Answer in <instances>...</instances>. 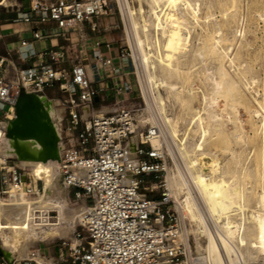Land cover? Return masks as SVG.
<instances>
[{"label":"built area","instance_id":"2783aa9c","mask_svg":"<svg viewBox=\"0 0 264 264\" xmlns=\"http://www.w3.org/2000/svg\"><path fill=\"white\" fill-rule=\"evenodd\" d=\"M113 13L110 0H32L31 12L22 20L55 21L62 30L70 20L91 23L95 30L93 18ZM66 34L58 33L62 37ZM42 38L41 33H32L33 40ZM26 44L23 41L21 46ZM94 45L99 47L100 43ZM36 56L40 62L28 67L0 56V129L5 133L3 122L16 118L21 88L43 94L56 86L67 96L68 134L61 133L62 153L55 173L63 188L71 191L76 201H85L86 206L77 217L75 242L69 246L68 258L60 249L59 259L65 264H184L190 253L186 236L190 223L168 179L165 152L160 144L153 145L154 139L161 140L159 125L144 118L147 109L134 102L104 114L92 112L84 122L86 109L94 111L103 90L94 84L83 59L76 57L67 69L63 66L68 58L65 48L49 49ZM94 58L96 80L110 68L115 104L129 100L134 92L132 84L125 78L116 81L129 58L126 47L119 48L116 58H105L98 51ZM134 135L137 140L132 145ZM43 191V181L19 160L0 161V197L5 202L15 197L33 200ZM34 213L42 214L45 226L59 224L55 210ZM36 219L41 220L38 216ZM35 258L31 253L29 260H8L0 249V264H39Z\"/></svg>","mask_w":264,"mask_h":264},{"label":"bare ground","instance_id":"6f19581e","mask_svg":"<svg viewBox=\"0 0 264 264\" xmlns=\"http://www.w3.org/2000/svg\"><path fill=\"white\" fill-rule=\"evenodd\" d=\"M8 1L0 0V6ZM198 1L138 0L135 11L132 10L128 0H119V3L129 38L133 37L132 46L138 53L136 63L144 76L143 85L147 89L148 87L154 89L151 98L156 102V110L162 118V124L159 127L161 130L164 128L167 136L173 140L176 146L175 157L183 162V167L177 169L178 174L171 176L170 180L172 187L177 189L176 197L182 199L183 215L188 216L195 223L197 233L206 239L204 247L199 244L205 253V257L197 258L199 263L205 262L203 261L205 258L210 264H264V262L260 263L264 261V175L254 171L255 176L257 174L259 176L262 192L256 197L258 209L245 214L248 211L245 204L248 190L240 184L238 179L229 177L236 176V170H229L219 157V152L225 150L229 152V157L236 164L241 162L240 154L229 147L230 142L227 140L229 136H225V128L229 123L237 125L235 122L239 120L237 118L239 109L247 108L234 77L237 70L247 67L243 63H236V59L229 55L232 44L225 45V42H228L226 36L220 35L218 30L214 32L207 25L201 26L202 24L197 21ZM228 1L231 2L229 9L231 11L235 0ZM260 17L264 21V12ZM198 26L203 33L195 36L194 32ZM194 41L198 42L201 49L198 56L204 57L203 54L207 53L216 67L212 72H206L208 75L203 74L202 78L208 88H205L206 92L201 91L200 96L193 87L192 72L188 67L189 59L194 56ZM225 62L229 63V69ZM242 82L246 88L250 89L251 84L256 80L252 79L250 82L244 76ZM161 88L166 96L163 95ZM197 96L200 97L203 112L193 106V100ZM254 99L259 109L250 110L249 113L260 118L259 127L262 131L261 138L264 140V93L261 99L258 97ZM39 100L59 139L52 157L42 158L43 148L37 139L8 136L7 132L4 133L0 129V156L19 159L23 166L31 167L35 178L44 182L43 193L33 200L15 197L10 199V202H4L0 198V237L2 238L0 246L10 259L29 256L30 247L37 242L68 236L69 231L74 228L79 212L86 206L83 201L82 209L68 214L71 210L67 211L68 190L61 186L55 173V165L62 153L59 128L62 112L48 97L40 95ZM169 101L176 103L186 117L190 115L189 117L196 120V129L192 130V134L201 133L199 139L193 140V143L187 141L185 128L184 131L179 128L180 117L175 118L176 116L174 117V114H170L167 110L166 103ZM86 113H89V109H86ZM10 124L11 121H6L2 126L7 131ZM232 137L236 141L241 138V134L234 133ZM136 138L131 139L132 145L136 144ZM159 142L158 139H154L153 145L157 146ZM223 143L226 144L225 148ZM261 151H264V148ZM260 159L263 167L264 154ZM242 173L243 177L249 176L250 170L248 167L244 168ZM49 210H55L59 214L58 225L45 226L46 224L41 222L42 214L34 213ZM37 216L41 220H37ZM209 221L213 222L214 230L209 226ZM186 236L188 238V235ZM37 258H35L36 261ZM29 259H31L30 256ZM37 262L53 264L45 261Z\"/></svg>","mask_w":264,"mask_h":264},{"label":"rangeland","instance_id":"374dc122","mask_svg":"<svg viewBox=\"0 0 264 264\" xmlns=\"http://www.w3.org/2000/svg\"><path fill=\"white\" fill-rule=\"evenodd\" d=\"M110 1H111V4L113 5L114 13L112 15L105 16V17L113 18L114 28H112V33H102V34L109 35L110 36L109 40L116 44L115 45L116 54L114 55L115 58L118 56L119 48L121 46L126 47L127 53L129 54V58L126 61V64L124 66L122 73L118 76L117 82L121 80L119 78H123V79L126 78L132 84L134 92L132 95H129L130 97L129 100L119 102V104H115L114 98H112L110 101L98 103L94 111H89L88 114L84 115L83 121L88 122V120L90 119V116L92 115V112H94V114L96 113L104 114L105 112H100L102 111L101 109L104 106L111 107L112 109L115 110L119 106H129L134 102V103L140 104L143 108L147 109L145 111L144 118L148 119L150 123L161 125L162 118L160 117V114L156 110V107H155L157 104L151 98V95L154 92V89H151V87H148L147 89V87L143 85L144 76L142 74V71L140 70V68L137 66V63H136L138 61V58H137L138 53L135 47L132 46L133 37L131 36V38H129V34L127 31V25L123 19V13H122L119 0H110ZM128 1L131 4L132 10L135 11L136 6L138 5V0L137 1L128 0ZM263 2L264 0H235L233 3V10L231 8V11H230L229 9L231 6V2L228 0H221V1L220 0H199L198 1L199 5H198L197 21L200 24H202L201 26L207 25L208 27L212 28L214 32L218 30L220 32V35L226 36L227 38L226 41H228L229 43L225 42V45L232 44L230 45L231 48L229 50V53H230L229 55L232 58H234V60L236 59L235 61L236 63H243L244 65H246L245 67H247V68H242V69L237 70L236 74L234 75L232 73V75H234L235 80L238 83L240 92L241 94H243L242 97L244 99V102L247 104L248 109L246 107H241L237 113V118L239 119L238 121L235 122V124L237 125L229 123L228 126L225 128L226 134H227V135L225 134V136H229L227 137L228 138L227 140H229L230 142L229 147L240 154L241 162H239V164L238 163L236 164V162L231 160V158L229 157L230 154L228 151L224 150L222 152H219V157L221 161L223 162V164L225 166L227 165L226 167L229 170L230 169H232V171L236 170L235 171L236 176H232L230 174L231 176L229 177H231V179H234V180L238 179L240 184H242L248 190L246 192V197H245V204L247 205L248 211H246L245 214H247V212L251 213L258 209L257 208L258 206L256 204V197L258 193L262 192V188L259 186L258 174H260L261 172L264 175V165L262 167V163L260 159L262 155L264 154V151H261L262 148H264V140L261 138L262 131H261V128L259 127L260 118L249 113L250 110L259 109L258 105L254 102L255 101L254 98L258 97L259 99H261L264 93V21L260 17L261 13L264 12ZM14 3L15 1L9 0V2H7L5 5L0 6V16L3 15L6 10H10ZM231 13L232 14L234 13L233 17ZM194 33H195L194 35L196 36L197 34L203 33V30L201 29L200 26H198ZM193 45H194L193 47L194 56H192L189 59L188 67L192 72L191 82L193 84V87H195V91L200 96L201 91L205 90L204 92H206V89L208 88L206 87L207 84L204 78H202L204 76L203 74L208 75L206 74V72L207 73L212 72V70H215L216 67L213 64L214 63L213 60L208 56L207 53L203 54L204 57L198 56L201 50L198 42L194 41ZM0 56L7 57L14 61L16 59L15 54H13L12 52L11 54H8V51L6 50L5 42L2 38H0ZM225 65L227 69H229V63L225 62ZM244 76L250 82L252 79L256 80L255 83L251 84L250 89L246 88L242 82ZM161 91L163 92V95L166 96L162 88H161ZM43 94L46 95L49 99L55 101L56 105L58 106V109L60 108L62 112V119H61L62 121L60 122V126H59L60 131H61L60 133L63 132V135L68 134V132L66 131V128L68 127L67 110L64 105V102L67 96L61 93L58 87L56 86L46 89ZM199 96H197L196 99L193 100V106L195 109L197 108L201 110V112H203L202 110L203 105L201 104ZM166 104H167V110L170 114L172 115L174 114V117L176 116L175 118L177 119L180 117V120L178 119L179 128L182 131H184V128H185L186 130L185 137L187 138V141L190 143H193L195 140L199 139V136L201 135V133L192 134V130L196 129V125H197L196 120L189 117L190 115H187L186 117V115L182 113L180 107L176 103L174 104L173 101H169ZM222 107L223 105L221 103V108ZM246 109L248 110V112L246 111ZM233 128H234V131H233ZM234 133L241 134V138L239 140H236L237 142L234 141L235 139L234 137H232ZM136 136L137 135H134L133 137L136 138ZM61 138H62V135H61ZM165 138L167 141L165 140ZM159 144L162 146L165 152V159H166V162L169 168L168 179L171 183L170 177L173 176L174 174L175 175L178 174V170L183 167V162L179 160L177 157H175L174 151H176V146L173 144V140L169 136H167L166 130H164V128L162 130L161 140ZM223 147L224 148L226 147L225 143H223ZM6 159H16V158L4 157L2 155L0 156V161H6ZM232 164H235L237 167H234L235 165H232ZM27 167L30 169V172L32 173L31 167L30 166H27ZM247 167L250 170V175H249L250 177L246 176V177H249L248 179L242 176L243 175L242 172L244 168H247ZM237 170L240 171L241 174ZM254 171L255 172L258 171L257 172L258 174L256 175L257 178H255L256 176H255ZM240 179L242 182L240 181ZM255 181L258 184H254L256 183ZM173 188L175 189L174 186ZM176 190L177 189H175V191ZM0 198L3 200L2 197ZM176 198L179 200H182L180 199V197H176ZM3 201L5 202V200ZM8 202H10V200ZM67 202L69 205V208L67 211L71 209L68 214H71L72 211L80 210V208L82 209L83 207V201L82 200L76 201L71 191L67 192ZM185 219L187 220V222L190 223V225H187V231H186L188 232L187 235H188V240H189V245H190V253L188 254L187 260L184 261V264H204V263L210 264V262L205 258H203V261L205 262L199 263L198 259L201 258V256L205 257V253L203 252L204 250L199 247V244L202 247H204L206 245L205 244L206 239L204 236L197 233V226L195 225L194 222L190 220L188 216H186ZM77 222H78V219H76L74 228L69 231L68 236L55 237L45 242H37L33 246L30 247L28 251V255L31 257V253H35L36 257H39L37 258V261H40V262L45 261L47 263L52 262L53 264H65L59 259V254H60L59 250L63 249L65 259H67L69 256V246L74 244L75 242L73 238V230L77 228ZM209 222H212V221H209ZM209 222L208 224L210 226ZM211 229L214 230L213 228ZM1 240L2 238L0 237V242ZM0 248L2 249L1 246ZM1 251L6 254V257L8 260H13L16 258V260L20 262L22 260L29 259V256L22 257V258L13 257L10 259L4 249H2ZM262 262L264 261H260V263ZM22 264H24V262H22Z\"/></svg>","mask_w":264,"mask_h":264},{"label":"crops","instance_id":"0c3cea01","mask_svg":"<svg viewBox=\"0 0 264 264\" xmlns=\"http://www.w3.org/2000/svg\"><path fill=\"white\" fill-rule=\"evenodd\" d=\"M13 1H15V3L12 8L10 10H6L5 13L0 16V38L4 40L8 54H11V52L15 54V61L20 67H28L39 63L40 59L36 55L44 51L49 49L59 50L65 48L68 50V58L63 66L70 69L76 57L82 58L94 84L103 90L100 94L101 96L96 99V107L98 103L102 102V99L104 101H110L114 98L111 91L112 82L109 76L110 68L104 69L100 80L95 79V72L93 70L96 51H98L100 55L105 58H115L116 44L109 40V35L102 34L112 33V28H114V21L112 17L99 16L93 18L92 22L96 23L95 30H92L91 23L75 24L70 20L67 21V26L62 30L57 26L55 21H48L46 23H40L37 21L27 23L23 21V15L31 12L32 0ZM48 1L54 2L56 0ZM34 32L41 33L43 38L33 40L32 33ZM58 33L67 34L66 37H62L58 35ZM23 41L27 42L24 47L21 46ZM95 42H99L100 46L96 47L94 45ZM32 54L33 56H30ZM5 58L7 60L9 59L7 57ZM119 79H121L119 81H122V78ZM44 96L47 98L46 95ZM51 101L56 103L53 100ZM101 110H105V113H108L114 109L104 106Z\"/></svg>","mask_w":264,"mask_h":264},{"label":"water","instance_id":"95a60500","mask_svg":"<svg viewBox=\"0 0 264 264\" xmlns=\"http://www.w3.org/2000/svg\"><path fill=\"white\" fill-rule=\"evenodd\" d=\"M40 95L20 89L15 105L16 118L11 121L6 132L8 136L37 139L43 148L42 158L47 159L53 156L59 139L39 100Z\"/></svg>","mask_w":264,"mask_h":264}]
</instances>
